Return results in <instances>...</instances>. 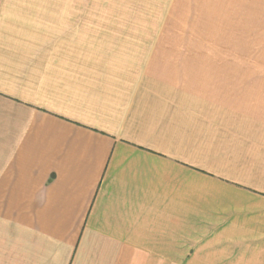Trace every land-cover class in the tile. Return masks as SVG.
Instances as JSON below:
<instances>
[{
    "label": "crops",
    "instance_id": "obj_1",
    "mask_svg": "<svg viewBox=\"0 0 264 264\" xmlns=\"http://www.w3.org/2000/svg\"><path fill=\"white\" fill-rule=\"evenodd\" d=\"M100 14L0 0V264H264V69Z\"/></svg>",
    "mask_w": 264,
    "mask_h": 264
},
{
    "label": "rangeland",
    "instance_id": "obj_2",
    "mask_svg": "<svg viewBox=\"0 0 264 264\" xmlns=\"http://www.w3.org/2000/svg\"><path fill=\"white\" fill-rule=\"evenodd\" d=\"M98 6L101 23L130 24V38L154 43L148 50L196 58L189 60L197 69H264V0H98Z\"/></svg>",
    "mask_w": 264,
    "mask_h": 264
}]
</instances>
